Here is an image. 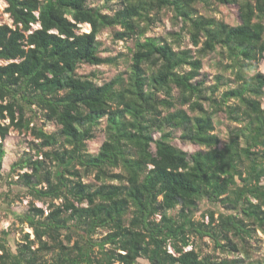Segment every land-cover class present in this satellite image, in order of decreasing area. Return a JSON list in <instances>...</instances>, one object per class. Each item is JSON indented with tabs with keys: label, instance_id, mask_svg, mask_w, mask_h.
Returning a JSON list of instances; mask_svg holds the SVG:
<instances>
[{
	"label": "trees",
	"instance_id": "1",
	"mask_svg": "<svg viewBox=\"0 0 264 264\" xmlns=\"http://www.w3.org/2000/svg\"><path fill=\"white\" fill-rule=\"evenodd\" d=\"M91 1L4 0L12 24L0 25V179L4 140L29 132L38 158L10 172L30 171L18 183L45 208L30 202L13 214L32 233L21 230L12 251L9 231H0V264H264L187 249L198 236L236 253L233 239L264 233V74H249L264 55V0H120L111 14L102 10L110 0ZM232 4L236 25L199 14ZM164 11L186 27L191 48L178 32L163 43L145 36ZM104 31L134 43L127 70L98 84L77 70L116 64L100 55ZM212 53L235 78L219 97L221 76L214 86L198 80ZM222 112L234 124L224 143L215 123ZM40 117L57 130L45 132L34 123ZM102 121L105 140L93 154L87 143ZM176 134L199 150L175 146ZM203 201L229 213L197 222Z\"/></svg>",
	"mask_w": 264,
	"mask_h": 264
},
{
	"label": "rangeland",
	"instance_id": "2",
	"mask_svg": "<svg viewBox=\"0 0 264 264\" xmlns=\"http://www.w3.org/2000/svg\"><path fill=\"white\" fill-rule=\"evenodd\" d=\"M91 5L102 6L103 1L92 0ZM6 3L4 0H0V25L7 24L11 25L12 21L8 17V14L4 12L6 8ZM121 7L120 0H110L106 2L105 7H103V12L113 13L115 10ZM214 11L205 12L199 8V14H209L217 19H223L226 23L230 25H236L239 23V7L238 5H224L213 7ZM173 14L170 11H164L161 14V22H157L155 25L151 26L146 33V37L152 38L157 42L163 43L165 39L169 41L172 40L170 34L173 32L180 33V43L179 45L183 48H191L189 41V34L186 31L183 23L173 20ZM90 26L87 24L79 25V32H89ZM100 42L99 52L104 58H115V65H102V66H90V65H80L77 73L81 76H87L93 78L98 84H102L114 78L115 76L124 73L127 70L128 60H129V48L133 46L134 40L126 41H113L111 38L110 31H104L98 38ZM194 49V48H192ZM226 64V60H222L221 56L217 53H212L203 59V67L201 74L198 77L199 81H203L205 86H214L217 84V76H221L222 79L219 85V93L216 94L217 97L220 96L221 92L225 89L233 88L235 86V78L229 70H224L220 66ZM5 62L0 61V64ZM255 72H261L264 74V55L260 62L257 64L256 70L251 71L249 74L252 75ZM262 108H264V97L261 100ZM34 123L42 127L47 133H52L57 130V126L48 122L43 118L35 119ZM216 132L222 143L225 142L226 132L228 129L232 128L234 124H231L227 119L225 114L218 113L215 116ZM105 121H102L100 127L95 130L94 138L90 140L88 145V150L90 153H97L99 147L105 140ZM158 134L154 137L158 138ZM178 134L175 135L173 141L174 145L181 148L184 151L193 153L199 150V147L191 144H186L177 139ZM5 155L3 158L0 179V231H9L8 246L12 251H15V244L21 239V230L26 233H32V231L25 225L19 224V222L14 217V213L25 212L28 208L30 202H34L37 207H44L42 202L34 201L32 197L28 194L26 189L21 183H18V174L24 172H30L28 169L16 170V172L11 173L10 167L13 163L19 162L23 158L32 157L33 160L37 159V145L39 140H35L29 132H18L16 130H11L6 139L3 142ZM153 147V146H152ZM46 150V149H45ZM41 157H39L40 159ZM50 167V166H48ZM93 176L85 178V181H91ZM213 212L214 217L220 213L228 214L226 210L218 205H211L205 201L198 204V209L194 214V220L197 222H204L207 224L209 222V213ZM175 214V212H170ZM216 231V230H215ZM104 233L99 232L97 237L100 239ZM32 238V235H31ZM222 244H225L221 238ZM233 239V238H232ZM191 245L187 249L194 248L196 252L200 254L201 257H209L212 260H232L234 258L253 260V261H263L264 260V233L260 230H255L251 233L250 237H245L243 242L238 239H233L238 245L240 252H222L220 249L216 248L214 240L209 237L199 238L198 236H192L190 239ZM169 252L172 253V249L169 248ZM247 251V256L244 253ZM148 262L144 259H138V264H147Z\"/></svg>",
	"mask_w": 264,
	"mask_h": 264
},
{
	"label": "water",
	"instance_id": "3",
	"mask_svg": "<svg viewBox=\"0 0 264 264\" xmlns=\"http://www.w3.org/2000/svg\"><path fill=\"white\" fill-rule=\"evenodd\" d=\"M88 33V32H87Z\"/></svg>",
	"mask_w": 264,
	"mask_h": 264
}]
</instances>
